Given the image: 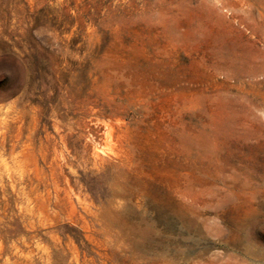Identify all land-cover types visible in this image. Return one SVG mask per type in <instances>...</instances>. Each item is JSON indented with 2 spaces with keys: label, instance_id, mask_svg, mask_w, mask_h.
<instances>
[{
  "label": "rangeland",
  "instance_id": "rangeland-1",
  "mask_svg": "<svg viewBox=\"0 0 264 264\" xmlns=\"http://www.w3.org/2000/svg\"><path fill=\"white\" fill-rule=\"evenodd\" d=\"M0 264H264V0H0Z\"/></svg>",
  "mask_w": 264,
  "mask_h": 264
},
{
  "label": "bare ground",
  "instance_id": "bare-ground-1",
  "mask_svg": "<svg viewBox=\"0 0 264 264\" xmlns=\"http://www.w3.org/2000/svg\"><path fill=\"white\" fill-rule=\"evenodd\" d=\"M235 225V224H234ZM236 229H237V227H236ZM189 230V229H188ZM234 234V233H233ZM180 239V238H179ZM232 239V238H231ZM230 240V239H229ZM236 245V244H235Z\"/></svg>",
  "mask_w": 264,
  "mask_h": 264
}]
</instances>
